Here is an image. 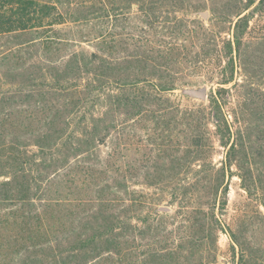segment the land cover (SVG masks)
<instances>
[{
    "label": "trees",
    "instance_id": "1",
    "mask_svg": "<svg viewBox=\"0 0 264 264\" xmlns=\"http://www.w3.org/2000/svg\"><path fill=\"white\" fill-rule=\"evenodd\" d=\"M183 6L184 0H0V264H212L220 232L231 238L233 264H251L245 242L222 223L206 193L221 192L224 213L226 177L236 167L242 188L258 195L264 209V185L247 157L246 114L226 96L246 91L235 81L234 56L244 55L251 19L264 0L234 8L233 40L223 42V80L210 97L212 124L226 149L222 166L205 158L207 109L183 113L190 128L197 119L205 130L187 144L200 166L198 201L191 182L161 176L148 185L166 187L161 194L178 210L169 215L153 208L155 200L136 189V161L122 158L137 130L152 126L159 133L142 139L145 157L151 158L150 144L159 158L171 151L168 115L179 107L169 96L180 81L174 68L183 60L179 41L183 34L189 41L199 36L176 15ZM190 58L212 62L204 47ZM110 138L113 148L101 158ZM185 165L171 158L165 168ZM90 207L99 209L79 216ZM169 218L184 224L168 230Z\"/></svg>",
    "mask_w": 264,
    "mask_h": 264
},
{
    "label": "rangeland",
    "instance_id": "2",
    "mask_svg": "<svg viewBox=\"0 0 264 264\" xmlns=\"http://www.w3.org/2000/svg\"><path fill=\"white\" fill-rule=\"evenodd\" d=\"M184 1L185 6H183V11L176 15L182 19L189 20L190 23L192 22L190 27L199 36L197 39L189 41L186 40L187 36L183 34L181 41H179L181 45L183 44V60L174 68L179 72L180 81L177 83L178 89L169 96L170 102L179 107L168 115L172 124L171 129H169L170 139L173 142L169 145L171 151L165 158H159L157 146L150 144L151 158L145 157V145L142 143V139L149 137L151 140H154L156 134L158 135L159 133L152 126L148 130H137L139 138L137 137L136 143L131 150L124 153L122 157H129L136 161L135 175L139 182L136 185V189L149 194L152 200H155L153 201V208L159 206L160 210H168L169 215L176 213L178 205L170 202L171 197L168 193L161 194V188L166 187L148 185L149 181L156 183L161 176H169L168 178H174L177 180V184L182 185L188 180L194 186L192 191L195 200L198 201L200 197L199 185L197 184L200 176L196 174L200 166L199 162L194 159L197 158L195 153L190 152L195 150L194 145L191 147L192 150H188L187 144L189 142L188 138L198 137L205 130H203L204 126L203 129L198 127L197 119H195L196 121L193 123L192 128L185 123L183 113L187 109L195 111L200 106H204L207 109V123L209 122L210 124L208 137L211 138V142L205 158H211L218 167L222 166V162L225 159L226 149L220 146L215 127L212 124L210 97L212 93L216 95L223 80L222 68L225 66V62H221L224 59L223 42L233 40L234 27L237 20L233 15L234 8L243 6L247 2V0ZM201 4L203 7L197 9L198 5ZM202 13H207L208 16L205 18ZM200 24L203 26V29L200 27ZM82 46L92 49L87 44H82ZM186 47L191 51L189 59H191L190 56L192 57L194 52H203L204 47L207 60H211L212 62L208 64H196L189 59L186 60L188 53ZM243 54L240 59L236 57V54L234 56L236 62L234 77L236 82H239L242 86L246 85V91L245 89L243 90V87L238 88V90L235 88L237 91L233 89L232 94L227 93L226 96L231 103L230 106L233 105V108H238L241 117V110L246 114L245 119H242V126H244V123H247L248 128L246 129V133H248L251 139L247 157L251 158V169L254 177L260 178L264 185V10L255 12L254 17L251 19L250 27L245 37ZM233 86L234 83L228 87L231 88ZM202 87L207 88V100L191 98L182 92L186 88ZM243 98L245 103L242 106L241 102L243 103ZM226 110V112H229L227 113L229 119L233 121L232 107H227ZM237 127H239L238 124L234 127V131L237 130ZM111 138L108 140L109 143L101 147V158H107V154L111 152L113 148V145L110 143ZM171 158H183V162L187 163V165L185 167L180 166L177 169H173L172 167L165 168ZM232 171L233 176L226 177V184L229 185V194L228 206L224 213H221L219 210L221 192L218 195L214 193L212 196L211 193H206V198H209L214 207H216L217 216L222 223L227 228L233 230L242 242H245L250 252L251 264H264V209L259 204L258 195L249 196L242 188L241 179L237 176L239 170L233 167ZM172 186H176V184ZM258 194H261V192ZM98 209L99 207H90L86 211H81L79 216L96 212ZM260 210L263 214L260 213ZM244 217L246 218L243 220ZM79 218L81 217H78L77 220L80 223ZM182 222H175L169 218L166 220L167 229H179ZM79 223L76 226H79ZM231 244L232 241L229 235L225 232H220L218 240L220 252L217 260H214L212 264H233V257L230 254Z\"/></svg>",
    "mask_w": 264,
    "mask_h": 264
},
{
    "label": "water",
    "instance_id": "3",
    "mask_svg": "<svg viewBox=\"0 0 264 264\" xmlns=\"http://www.w3.org/2000/svg\"><path fill=\"white\" fill-rule=\"evenodd\" d=\"M202 15L206 18L208 15L207 13H202ZM183 94L189 96L191 98L200 99V100H207L208 99V91L206 87L202 88H186L183 89Z\"/></svg>",
    "mask_w": 264,
    "mask_h": 264
}]
</instances>
